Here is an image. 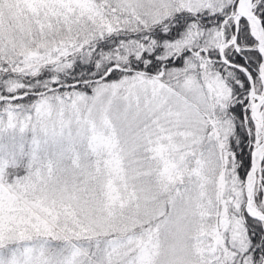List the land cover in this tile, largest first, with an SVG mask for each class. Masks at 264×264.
Listing matches in <instances>:
<instances>
[{
  "label": "snow or ice",
  "instance_id": "snow-or-ice-1",
  "mask_svg": "<svg viewBox=\"0 0 264 264\" xmlns=\"http://www.w3.org/2000/svg\"><path fill=\"white\" fill-rule=\"evenodd\" d=\"M0 264H264V0H0Z\"/></svg>",
  "mask_w": 264,
  "mask_h": 264
}]
</instances>
